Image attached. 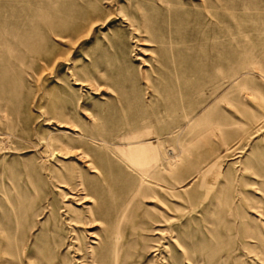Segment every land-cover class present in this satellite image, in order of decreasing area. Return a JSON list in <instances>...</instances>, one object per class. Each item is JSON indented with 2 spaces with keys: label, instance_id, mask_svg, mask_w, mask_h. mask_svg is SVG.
Returning <instances> with one entry per match:
<instances>
[{
  "label": "rangeland",
  "instance_id": "rangeland-1",
  "mask_svg": "<svg viewBox=\"0 0 264 264\" xmlns=\"http://www.w3.org/2000/svg\"><path fill=\"white\" fill-rule=\"evenodd\" d=\"M0 264H264V0H0Z\"/></svg>",
  "mask_w": 264,
  "mask_h": 264
},
{
  "label": "bare ground",
  "instance_id": "bare-ground-1",
  "mask_svg": "<svg viewBox=\"0 0 264 264\" xmlns=\"http://www.w3.org/2000/svg\"><path fill=\"white\" fill-rule=\"evenodd\" d=\"M151 151L150 147H140L138 149L135 150H131L130 154L131 156L135 157L136 159L147 155L149 152Z\"/></svg>",
  "mask_w": 264,
  "mask_h": 264
}]
</instances>
